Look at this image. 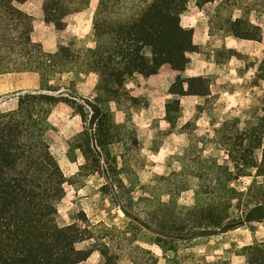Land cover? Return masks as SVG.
Masks as SVG:
<instances>
[{
  "label": "trees",
  "instance_id": "trees-1",
  "mask_svg": "<svg viewBox=\"0 0 264 264\" xmlns=\"http://www.w3.org/2000/svg\"><path fill=\"white\" fill-rule=\"evenodd\" d=\"M27 1L0 0V75L32 72L38 74L40 85L37 91L17 93L13 108L0 109V264H81L94 252L102 257L101 264H114L108 256V243L94 234V225L84 212L71 214L67 224L58 222L68 180L51 152L49 117L56 105L65 104L81 119L82 129L69 144L83 158L78 170L81 179L102 175L104 167L117 173L115 159H108L109 148L116 141L109 105L122 99L135 107L140 99L130 95L127 84L168 66L177 75L168 89L164 120L174 130L182 112L181 99H203L211 90L207 76L184 75L189 54L206 49L194 44L193 29L181 24L191 0H98L92 17L94 47L82 53L64 45L48 53L33 42L32 17L20 8ZM40 1L43 22L59 31L66 27L67 17L84 11L90 2ZM194 1L201 9L211 7L206 13L210 35L218 32L224 37L262 42L264 0ZM234 54L228 50L227 58ZM247 68L255 70L250 84L260 87L264 55L257 65ZM69 70L98 76L94 99L77 101L59 83L51 85ZM246 114L244 127H239V117H233L215 130L223 139L228 161L217 166L215 203L199 209L195 227L206 225L226 233L264 222V185L253 181L245 191L231 187L232 181L251 176L253 170L256 178L264 177V94ZM106 186L101 190L107 192ZM234 199L240 216L231 219L228 204ZM163 232L155 234L163 237ZM202 234L213 233L203 230ZM179 236L176 238L181 239ZM156 244L163 248L160 238ZM241 256L246 264H264V243L251 242Z\"/></svg>",
  "mask_w": 264,
  "mask_h": 264
},
{
  "label": "rangeland",
  "instance_id": "rangeland-1",
  "mask_svg": "<svg viewBox=\"0 0 264 264\" xmlns=\"http://www.w3.org/2000/svg\"><path fill=\"white\" fill-rule=\"evenodd\" d=\"M97 2L90 0L84 11L67 17L61 31L43 24L40 0H29L20 8L32 17V39L42 43L46 51L64 45L82 53L94 47L92 17ZM210 8L201 9L191 0L181 15L182 26L193 29L194 44L206 48L201 54H189L184 75L207 76L210 95L203 99L183 97L181 115L170 131L164 120V105L177 73L164 66L155 76L130 81L126 89L140 102L134 107L120 98L119 104L109 105L116 141L109 148L108 159H115L117 173L104 167L102 175L81 179L78 170L83 158L69 146L82 129L81 119L65 104L56 105L49 117L53 127L51 152L68 180L58 222L67 224L71 214L84 212L94 225V234L108 243V256L114 264H236L245 246L253 241L264 243V222L226 233L193 224L201 216L199 209L215 203L214 173L217 166L228 161L223 139L215 130L233 117H239L238 125L244 127L246 112L264 94V83L260 87L250 84L255 70L247 68L262 59L264 37L261 43H253L218 32L210 35L206 15ZM228 50L235 52L229 59ZM56 83L77 101L92 100L98 76L69 70L51 85ZM18 88L39 90V76H0L1 110L15 106ZM250 175L232 181L231 187L245 191L253 181L264 185V177L256 178L254 170ZM103 185H107V192L101 190ZM237 204L236 199L228 204L231 219L240 216ZM162 230L165 236L155 234ZM203 230L213 234L201 235ZM194 233L200 236L192 237ZM177 235L182 238L177 239ZM158 238L162 249L156 244ZM101 262L99 252H94L87 264Z\"/></svg>",
  "mask_w": 264,
  "mask_h": 264
},
{
  "label": "crops",
  "instance_id": "crops-1",
  "mask_svg": "<svg viewBox=\"0 0 264 264\" xmlns=\"http://www.w3.org/2000/svg\"><path fill=\"white\" fill-rule=\"evenodd\" d=\"M21 6V5H20ZM42 22H43V19H42ZM43 24H45L44 22H43ZM45 25H47V24H45ZM65 29V28H64ZM61 31V30H60ZM32 33H33V31H32ZM31 37H32V34H31ZM33 40V39H32ZM33 42H35L34 40H33ZM35 43H37V42H35ZM41 46H42V48H43V50L44 51H46L45 49H44V47H43V44L42 43H39ZM60 45H58V46H56L55 48H54V50L53 51H46V52H48V53H54V52H56L57 50H58V47H59ZM159 73V72H158ZM7 74H15V73H7ZM18 74H36V73H32V72H21V73H18ZM3 75H6V74H2V75H0V76H3ZM38 75V74H37ZM157 75V74H156ZM155 76V75H154ZM152 77V76H151ZM19 92H28V90H24V89H21V88H18V89H16V93H15V95L17 94V93H19ZM93 255V254H92ZM91 255V256H92ZM91 256H90V258H91ZM89 258V259H90ZM89 259L86 261V262H84V263H86L87 264V262L89 261ZM237 263L236 264H246V261H245V259L243 258V257H239L238 259H237V261H236ZM84 263H81V264H84Z\"/></svg>",
  "mask_w": 264,
  "mask_h": 264
}]
</instances>
